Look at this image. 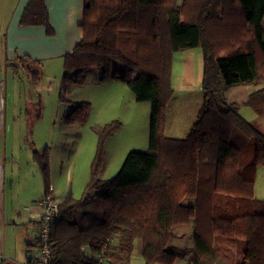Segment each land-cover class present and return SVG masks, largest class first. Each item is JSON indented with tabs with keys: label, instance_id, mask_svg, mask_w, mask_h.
<instances>
[{
	"label": "trees",
	"instance_id": "trees-1",
	"mask_svg": "<svg viewBox=\"0 0 264 264\" xmlns=\"http://www.w3.org/2000/svg\"><path fill=\"white\" fill-rule=\"evenodd\" d=\"M18 23L50 32L45 0H27ZM80 28L81 38L62 56L58 99L68 108L60 118L88 120L89 103L67 94L96 66L98 81H122L136 101L150 104L148 148L129 150L116 174L102 178L104 143L120 122L91 127L97 143L90 178L79 198L68 193L58 204L50 264H128L136 240L145 264H173L188 254L187 264H264V204L229 216L212 209L215 195L254 199L255 169L264 166V131L223 97L228 87L264 80V0H84ZM193 47L202 52V102L183 137L167 136L172 55ZM18 58L36 81L40 61ZM243 104L264 115V86ZM32 153L45 194L48 147ZM189 196L194 202L185 204ZM190 218L193 245L172 250L174 226ZM25 244L29 260L36 244ZM232 244L243 247L237 262Z\"/></svg>",
	"mask_w": 264,
	"mask_h": 264
},
{
	"label": "crops",
	"instance_id": "crops-1",
	"mask_svg": "<svg viewBox=\"0 0 264 264\" xmlns=\"http://www.w3.org/2000/svg\"><path fill=\"white\" fill-rule=\"evenodd\" d=\"M26 2L27 0H0V264H6V262H8V264H24L27 261V255L24 249L23 253L22 251L17 253V250V254L8 252L7 245H9L10 242L15 245L16 242V238L9 237V235H11V231L13 232L12 235H20L22 232H24L22 235H28V227H31L32 223L36 224L37 227L33 236L24 240V243H34L39 227V216L42 210L40 201L49 193L50 190H52L54 194L56 193L55 195L59 198V200H62L65 197V191L67 190L66 183L62 184V190H57L55 185L51 182L52 184H49L47 193L44 194V185L43 191L41 186V183H43L42 176L40 170H38V164L33 159L32 165L35 168L38 167L37 170L41 179L40 183L37 180V171H35L32 174V178L25 182L23 180V184L18 183L16 185L17 190H14V186H12L10 193L8 192L7 167L12 165L15 160L12 158L9 159L6 154L8 146L6 143V131L7 118L9 114L7 101V71L11 70L13 76H16V71L19 66L25 70L23 63L20 62V59L18 58V55H25L29 56L31 59H38L40 61V70L44 74L46 72H51L53 70L51 61L53 59L62 58L64 54L69 53L82 35L80 23L83 17L84 0H45L49 17L50 32H48L43 25L24 26L18 23ZM61 62L62 60L57 62L55 65L56 71L58 72H60ZM91 75L94 76L96 81L98 80L96 73H92ZM202 76L203 59L200 47L188 48L173 53L170 83L171 88L173 89L172 97L178 94V114H173L172 116L170 115V113L173 112L172 107L170 106L171 97L166 112L165 134L167 136L183 137L194 122L196 113L202 102ZM13 78L15 77H12V79ZM105 83L108 85L105 87L104 95L97 103V110L112 112L111 114H108L109 116L106 119L119 117L125 123L131 116H133L132 113L136 103L146 105V103H144L145 101L138 102L135 100L132 92L124 82L111 80L104 82V84ZM262 86H264V80L258 84L235 85L228 87L225 90V94H228L227 101L236 103L238 105V113L240 116L254 126L255 124L253 121H256L264 115H258L252 109L240 110V108L241 106H244L243 102L248 98L249 94ZM148 107L150 117V104ZM144 108L145 106L143 105L140 110V114H136L137 117H146V114L142 111ZM260 123L264 124L261 121ZM78 126L80 127V125ZM78 126L75 128H79ZM171 126H173V128H178V134L167 133V129ZM257 129L264 131V128ZM146 146L148 148L147 139L143 144V147ZM141 149L144 150L145 148ZM33 150L34 149H32L31 153ZM27 166L31 167L29 163ZM25 169H27V167H25ZM37 186L38 191L35 190V187ZM18 188H22V190L18 192ZM33 190L36 194L34 197L28 198L26 201H21V198L25 194H28ZM56 190L58 192H56ZM223 198L224 197L215 195L214 203L212 204L213 211L216 210V200L220 199L221 201ZM253 198L258 201L253 202L252 209L249 208L246 203H241L236 208V211H260L263 209V165H258L255 169ZM179 228L182 227H178V229ZM187 230L189 235V244L186 245L182 242H178V244L173 243L171 244L172 250L184 247L189 248L193 245L194 222L193 226L189 227ZM173 232V237H182L184 235L183 231L181 233L178 231L177 234L176 231H174V228ZM18 241L23 242L21 238ZM140 246V242L136 240L134 242L133 250L128 258V264H145V261L140 253ZM31 249L33 250V247H31ZM189 256L190 255L188 254L184 257H178L173 264H187ZM154 264L162 263L156 262Z\"/></svg>",
	"mask_w": 264,
	"mask_h": 264
},
{
	"label": "rangeland",
	"instance_id": "rangeland-1",
	"mask_svg": "<svg viewBox=\"0 0 264 264\" xmlns=\"http://www.w3.org/2000/svg\"><path fill=\"white\" fill-rule=\"evenodd\" d=\"M62 58L53 59L51 65L53 70L45 74L40 70L39 77L36 81H30L26 70L20 66L17 68L16 76H13L11 70L7 71L8 75V109L9 114L7 118V156L9 159H14L15 162L7 167L8 171V192L12 186L17 190V184H23L25 181L32 178V174L37 171V180L41 181L39 168L32 165L33 153L32 149L48 147V160L50 169V183L52 182L57 190H62V184H67L65 195L71 193L74 198L81 196L82 190L90 178V164L95 153L97 135L92 130L95 124H105L111 120L120 122V127L104 143V159L106 166L101 173V177L110 178L114 176L121 166L126 153L131 149L143 150L145 140H148L149 133V103H136L133 113L127 122H123L119 117L108 118L109 111H98L97 103L104 95L105 87L108 84L96 81L92 73H97V67H89L85 71V81L82 84H73L69 87L68 98L73 101H86L90 105L88 120L84 124L77 123L68 124L60 118L63 111L67 110L68 106L59 102L58 93L60 88V81L62 75V62L60 72L56 71L55 65ZM12 77H15L12 79ZM223 97L228 100V94L223 91ZM142 110L146 117H137ZM170 106L173 112L178 114V94L172 97ZM148 109V111H147ZM250 110L247 105L241 106L240 110ZM253 110V109H252ZM259 115V114H258ZM104 118V119H102ZM12 119V121H11ZM264 116L253 121L257 128H264ZM92 124V125H91ZM76 125V126H74ZM79 128H75V127ZM79 129V130H78ZM167 133L178 134V128L173 126L167 129ZM251 145L248 142V146ZM144 149V150H145ZM243 153H246L244 151ZM31 165V167L27 166ZM69 166V167H68ZM27 167V169H25ZM38 168V170H37ZM36 169V170H35ZM20 170V171H19ZM22 171V172H21ZM12 180V181H11ZM24 180V182H22ZM14 182V183H13ZM22 182V183H21ZM51 183V184H52ZM53 185V187H54ZM43 191V183H41ZM52 187V185H51ZM22 188H18V192ZM38 191V186L35 187ZM56 190V192H58ZM54 194V192H53ZM56 194V193H55ZM54 194V195H55ZM36 194L34 190L25 194L21 201H26L28 198L34 197ZM221 201H217L216 205L224 212L223 215L229 216L237 214L236 208L242 203L247 204L249 208H253V202L258 201L252 198H241L237 196H225ZM56 196V195H55ZM243 199V200H240ZM183 202L185 204H192L194 197H186ZM213 204V202H212ZM193 226V219L174 226V231L178 234L184 232V235L173 237L171 244L182 242L189 244L188 228ZM36 224L32 223L28 227V235H11L9 237L16 238L15 245L12 242L7 245L8 252L14 254L25 250L24 240L33 236ZM178 227H182L179 228ZM23 231V230H22ZM20 238L23 242H20ZM24 238V239H23ZM228 242V241H227ZM14 246V248H13ZM234 246L235 261L241 259L243 247L240 249L237 245ZM13 249V250H12ZM17 250V253H16ZM8 264V262H6Z\"/></svg>",
	"mask_w": 264,
	"mask_h": 264
},
{
	"label": "built area",
	"instance_id": "built-area-1",
	"mask_svg": "<svg viewBox=\"0 0 264 264\" xmlns=\"http://www.w3.org/2000/svg\"><path fill=\"white\" fill-rule=\"evenodd\" d=\"M59 202V198L53 194L52 190L40 201L42 210L39 216L36 241L34 242L36 246L25 264H50L52 251L49 244V225L60 216Z\"/></svg>",
	"mask_w": 264,
	"mask_h": 264
}]
</instances>
